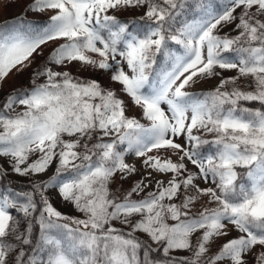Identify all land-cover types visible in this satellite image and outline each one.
I'll list each match as a JSON object with an SVG mask.
<instances>
[{"label":"snow or ice","instance_id":"snow-or-ice-1","mask_svg":"<svg viewBox=\"0 0 264 264\" xmlns=\"http://www.w3.org/2000/svg\"><path fill=\"white\" fill-rule=\"evenodd\" d=\"M141 7L139 24L110 14ZM48 10L43 27L0 31V87L43 55L42 46L62 41L33 70L32 87L0 103V157L10 158L11 170L35 176L57 161L31 190L0 193V264H248L250 254L264 264V0H32L26 9ZM228 25L237 34L219 35ZM73 62L110 72L141 118L127 115V102L97 80L54 70ZM214 77L212 90L188 91ZM129 154L143 158L146 175L118 197L109 187L116 174L138 172ZM153 173L170 179L133 198ZM48 189L82 218L57 210ZM201 198L204 206L192 212ZM229 225L240 235L206 256ZM160 251L162 258L152 256Z\"/></svg>","mask_w":264,"mask_h":264},{"label":"rangeland","instance_id":"rangeland-1","mask_svg":"<svg viewBox=\"0 0 264 264\" xmlns=\"http://www.w3.org/2000/svg\"><path fill=\"white\" fill-rule=\"evenodd\" d=\"M32 3V0H0V5L2 6V10L0 11V24L4 21L14 19L17 17H24L27 19H34V20H41V19H49L52 15V12L50 10L44 11V12H33V11H26L27 6ZM145 9L143 7L141 8H128V9H122L119 12L110 13L115 14L119 19H129V18H138L143 16ZM240 9L236 10V14H239ZM233 25H228L223 27L219 30V35H224L225 33L229 34L230 36H235L237 33L232 31ZM62 41H57L55 43L49 42L47 45L42 46L43 49V55L37 56L36 54H33L35 56V59L32 63V65L25 69L22 72L17 73L15 70H13L12 73L9 74V76L5 79L3 82L2 87H0V103H2L5 99V97L11 93L15 89L20 88H31V76L34 69H36L40 64L44 62L46 57L50 54L53 48H55L59 43ZM54 70L56 71H69L72 76L79 77L84 80H97L103 87L110 88L112 90H115L118 94V96L121 99H124L128 104V112L127 115L129 116H136L137 118H141V110L135 106L132 105V102L130 98L120 91L121 85L115 82H112L110 79L111 73L110 72H104L103 70H97L93 69L91 67H83L79 62H73L67 67H60V66H54ZM218 72L221 73V76L223 77H232L237 75L236 70H221L216 69ZM44 81V78L41 77L37 83H42ZM251 82V78H241L238 83L241 86L248 85ZM219 83V78L214 77L210 79H204L201 80L199 83H197L194 87H191L188 89V91L191 92H204V91H210L212 90L217 84ZM251 105H259L258 102H252ZM22 106H16L15 110L20 111ZM143 122V121H142ZM211 139V137H208ZM65 139H68V137H65ZM182 142V141H181ZM162 154L164 156L170 155V153L163 152ZM37 154H33L30 156L29 162L32 160H35L37 158ZM173 159L175 157L173 156ZM125 160L127 163L131 164L129 161L133 160L136 162V168L138 169V172L132 174L127 179H121L120 174L117 173L113 182L110 184V190L111 192L118 197H122L128 190L131 189L133 184L140 180L143 175H146V172L143 168L142 160L143 158H137L134 155L129 154L125 157ZM57 167V161L54 160L51 166L48 168V170L45 173H41L35 176H21L16 174L11 170V163L9 157H0V170L6 172V175L0 176V179L2 177L8 178L14 182L30 185V188H32V185L34 183H38L41 181H46L49 177H51L55 169ZM189 168H191L193 171L196 169L191 164L188 165ZM153 177L155 178L152 182V184L149 185L148 188L144 190V192H141L139 196H134L135 199H140L141 197L145 196L148 192L152 191L154 189L155 180L162 179L165 182L170 179L169 175H160L157 173H153ZM145 183H148L146 180ZM201 187H206L208 185H205L202 181H200ZM46 195L48 196L49 200L52 202L53 206L61 211L63 214L68 216H74L78 218H82V213L78 212L73 205L70 202L64 201L62 197L59 195L58 191L56 189H48L46 191ZM207 198H201L200 201H198L196 204L192 207V212L199 211L203 206L204 202ZM178 202V201H174ZM214 206V205H211ZM139 219V217H133V220ZM170 224L174 223V221L169 220ZM114 225L117 228H122L124 231L130 230V225H123L119 221H114ZM229 234L224 237H217L215 238L209 245V251L206 253V256H212L215 255L219 249L220 246L224 242H226L228 239H231L233 237H237L240 235L237 231L232 229V226L229 225ZM200 233H196L193 236V242L195 243L196 236H198ZM135 235L138 238L144 239V241H147L151 246L155 249L157 248V245L153 243L147 234L143 232H137ZM259 249H253V252H257ZM172 256L177 257H186L189 256L190 253L187 251H175L171 253ZM217 264H228V261H222L217 262ZM248 264H255L254 257L250 254L248 256Z\"/></svg>","mask_w":264,"mask_h":264},{"label":"trees","instance_id":"trees-1","mask_svg":"<svg viewBox=\"0 0 264 264\" xmlns=\"http://www.w3.org/2000/svg\"><path fill=\"white\" fill-rule=\"evenodd\" d=\"M189 2H192V0H189ZM215 2H219V0H215ZM193 15V13L191 11H188L186 13L187 17H191ZM139 18H129V19H120L122 21H136L137 24L141 23L139 21ZM49 19H41V20H34V19H27L24 17H17L14 19H10L7 21H4L3 23L0 24V31L3 32H11L14 30H27V29H34V28H40L43 27L46 22ZM176 47V46H174ZM162 57L158 58V62L162 61ZM247 106L249 107H259L260 105H251V104H247ZM6 190H14L16 192H22V191H28L31 190L30 185H26V184H22V183H18V182H14L8 178L2 177L0 179V193H4ZM14 215H18V213L14 212ZM39 235V229L38 227L34 228V232H33V238L35 239L36 237H38ZM141 239V238H139ZM142 241H144V239H141ZM153 248V247H152ZM154 249V248H153ZM152 256L156 259H160L163 257V253L162 251L160 252H153ZM177 257V256H175Z\"/></svg>","mask_w":264,"mask_h":264},{"label":"bare ground","instance_id":"bare-ground-1","mask_svg":"<svg viewBox=\"0 0 264 264\" xmlns=\"http://www.w3.org/2000/svg\"><path fill=\"white\" fill-rule=\"evenodd\" d=\"M2 10V6L0 5V11ZM163 151V150H162ZM131 164H134V165H136V162H134L133 160H130L129 161Z\"/></svg>","mask_w":264,"mask_h":264}]
</instances>
